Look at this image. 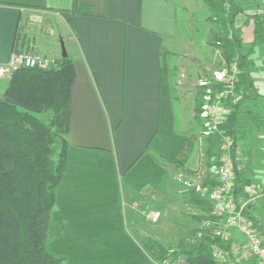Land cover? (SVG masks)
I'll use <instances>...</instances> for the list:
<instances>
[{
  "label": "crops",
  "instance_id": "0c3cea01",
  "mask_svg": "<svg viewBox=\"0 0 264 264\" xmlns=\"http://www.w3.org/2000/svg\"><path fill=\"white\" fill-rule=\"evenodd\" d=\"M237 1L241 11L234 24L253 80L236 125L235 161L250 182L243 186L240 180L239 198L255 196L248 213L264 234V41L255 42V16L264 21V0ZM193 5L189 0H0V64L15 50L55 61L62 57V43L74 61L67 166L49 242L66 264H157L144 241L175 235L162 222L178 223L187 196L198 212L187 215L191 228L183 237H192L202 222L195 215L203 209L191 191L180 189L189 178L209 187L214 177L206 163L196 93L203 69L211 73L227 65L221 47L212 53L197 42ZM207 51L218 57L219 67L212 69ZM10 77L0 78V96ZM160 220V226L148 224ZM230 233L229 248L244 242L237 229ZM227 263L256 261L241 253Z\"/></svg>",
  "mask_w": 264,
  "mask_h": 264
},
{
  "label": "trees",
  "instance_id": "16d2710c",
  "mask_svg": "<svg viewBox=\"0 0 264 264\" xmlns=\"http://www.w3.org/2000/svg\"><path fill=\"white\" fill-rule=\"evenodd\" d=\"M213 15L210 17L214 44L223 49L226 65L236 62V92L241 99L227 104L231 110L222 129L233 139L232 153L238 183L244 178L235 161L236 125L246 88L252 85L249 62L245 60L241 33L235 28V17L241 11L237 0H205ZM228 5V6H227ZM229 7V8H228ZM255 42L264 41V21L255 16ZM76 80L74 61L70 55L60 57L47 67H21L13 72L0 96V264H66L65 257L49 249L54 234L50 229L52 212L57 203V189L67 166L68 133L72 113V94ZM221 85H214L215 89ZM203 88L196 111L200 118ZM48 114V120L42 116ZM55 124L51 125L52 119ZM207 165L220 162L221 136L206 137ZM214 176V175H213ZM209 188L218 183L211 178ZM193 201L203 209L195 217H212L211 200L191 190ZM156 261L163 260L167 246L154 238L144 241ZM229 247L228 243H224ZM158 248L159 251H156ZM176 255H184L191 264H228L214 259L210 243L198 241ZM171 251V249H169ZM163 251V253H162ZM166 253V254H164ZM170 254V253H169Z\"/></svg>",
  "mask_w": 264,
  "mask_h": 264
},
{
  "label": "built area",
  "instance_id": "2783aa9c",
  "mask_svg": "<svg viewBox=\"0 0 264 264\" xmlns=\"http://www.w3.org/2000/svg\"><path fill=\"white\" fill-rule=\"evenodd\" d=\"M53 61L26 50H15L6 63L0 64V78L11 76L21 67H49ZM239 73L236 62L220 71H215L213 78L203 77L199 85L203 88V103L200 111L201 134L208 137L215 133L221 136L220 162L210 167L211 172L218 179V183L210 189L208 186L197 185L196 190L207 196L212 203V217L202 220L198 230L193 235V242L207 240L210 243L215 260L228 262L231 257L245 253L253 257L256 264H264V234L260 231L257 222L249 215V206L252 199L239 198L235 195L237 174L234 167L232 143L233 139L222 129L227 119L230 106L227 100L231 97L233 103L241 99L236 92L237 75ZM214 85H221L215 89ZM188 186L191 183L185 181ZM148 216L157 219L158 212H150ZM237 229L245 240L232 248L225 247L231 230ZM160 264H184L179 260L164 258Z\"/></svg>",
  "mask_w": 264,
  "mask_h": 264
},
{
  "label": "rangeland",
  "instance_id": "374dc122",
  "mask_svg": "<svg viewBox=\"0 0 264 264\" xmlns=\"http://www.w3.org/2000/svg\"><path fill=\"white\" fill-rule=\"evenodd\" d=\"M190 1H193L194 4H195V5H193V7H191L193 9H195L194 11H191V12H194V13H192V15H194L193 16V20L196 21L197 24H199V30H198V28L196 29L197 30V32H196L197 33V38L199 36L197 42L201 43L200 46L202 48L204 47V49L212 50V53H215L216 49L218 48V46L214 44L215 35L212 32V30H213L212 26H214V24H212L210 22V18H209V14H210V17H211L213 15V12H210V13L207 12L206 7L208 5H207V2L205 0H189V2ZM185 2L188 3V0H185ZM203 5L206 6V7H204ZM210 24H211V26H210ZM207 26H208V28H207ZM197 27H198V25H197ZM185 51H186V45H185ZM210 54L211 53L208 52L207 56H206L209 59L208 60L209 63H213V64H210V65L211 66L214 65L216 67H219L220 64H219L218 57L213 56V55H211V57H210ZM218 56L220 57V55H218ZM52 58H50V59H52ZM225 67H227V66H225ZM212 69H213V66H212ZM209 70H211V69H203L200 72V75H203V76H201L198 79V83H199L200 79L203 78V77H207L209 79L213 78L214 72L215 71H220L222 69L214 70L211 73H210ZM198 87L199 88H197V93H196L197 102H198V99L201 97V92H202V86H200L198 84ZM189 88H192L193 91H194L193 85H190ZM230 110H231V107L228 109L227 116H228ZM42 116H44L47 120L49 118L48 114H44ZM227 116H226V118H227ZM247 152H248V155H250L249 157H252L253 153L250 150L247 151ZM186 179H188V178H186ZM188 180H189L188 182L191 183L192 187H188V185H186V183H185L186 186L181 185V189H180V190H182V189H186L187 190L188 189V191L185 192V193H188L189 191H191L192 188L196 190V186L200 185V184L195 185V183H197L196 182L197 180H193V179H190V178ZM197 192H199V191H197ZM199 193H201V192H199ZM191 197H192V195H191ZM188 198L189 197L187 196V200L185 199V201L183 202L184 206L181 205V207H179V221H178V223H176L175 220H174V222H172V221H163L162 222L163 224H167L168 225L169 228H167V230H169V231H172V227H173V231H174L175 235L172 238H171L170 235L169 236H161V239H159L161 243H163L164 245H166L168 247L167 251H166L168 253V255L165 258H172V259H175V260H179V261L183 262L184 264H191V263H189L185 259L184 255H180V254L176 255V253H178V252H175V254H174V252H172V251L174 249H176L177 251L179 250V252H181L183 249L186 250L185 247L190 246L193 243H197V242H193V240H192L193 236L192 237H186V238L183 237V236L187 235L188 231L191 228V226H190V223H191L190 221L191 220H190V218L187 215L188 214H189V216L191 215L190 217L192 218V215L194 214V212H198V210L195 207L191 206V203H190L191 200H190V198L189 199ZM261 203H263V202H261ZM182 207H183V209H182ZM260 215H262L264 217V212H262ZM161 221L162 220H160L158 223H151V222L148 221V224H149V226L152 225V227H155L154 225L160 226L161 225L160 224ZM176 228H178L177 230L179 231V234H176V232H175ZM156 249H157L156 251H159L158 248H156ZM169 249H171V251ZM162 253H163V251H162ZM164 254H166V253H164ZM152 257L154 259V256H152ZM156 262H157V264H160V261H156Z\"/></svg>",
  "mask_w": 264,
  "mask_h": 264
},
{
  "label": "water",
  "instance_id": "95a60500",
  "mask_svg": "<svg viewBox=\"0 0 264 264\" xmlns=\"http://www.w3.org/2000/svg\"><path fill=\"white\" fill-rule=\"evenodd\" d=\"M68 56V52L66 50V47L64 45V43H62V57H67ZM55 124V119H52L51 125Z\"/></svg>",
  "mask_w": 264,
  "mask_h": 264
}]
</instances>
